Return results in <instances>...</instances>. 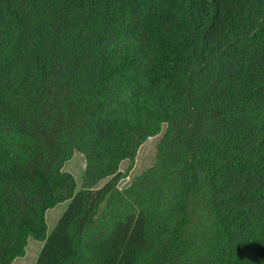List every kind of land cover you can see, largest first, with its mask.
<instances>
[{"label":"trees","instance_id":"1","mask_svg":"<svg viewBox=\"0 0 264 264\" xmlns=\"http://www.w3.org/2000/svg\"><path fill=\"white\" fill-rule=\"evenodd\" d=\"M30 238L35 264H264V0H0V264Z\"/></svg>","mask_w":264,"mask_h":264},{"label":"rangeland","instance_id":"2","mask_svg":"<svg viewBox=\"0 0 264 264\" xmlns=\"http://www.w3.org/2000/svg\"><path fill=\"white\" fill-rule=\"evenodd\" d=\"M159 137L160 136L150 137L142 146H140L131 167H129L128 161H124L120 164V171L123 172L127 170V173L126 176L118 183L119 189L126 188L136 176L140 175L144 170L153 165L155 160V147L159 140ZM84 167V157L77 152L74 153L72 158L68 162H66L63 167L64 171H67L73 175L77 185V190L81 188V179ZM105 182L106 180L98 183L94 187V189L100 188ZM67 204L68 202L57 204L55 207L49 209L46 212L45 220L47 226V234H50L58 219L66 209ZM42 244L43 243L30 238L25 248V255L23 257L15 259L12 264H35Z\"/></svg>","mask_w":264,"mask_h":264}]
</instances>
